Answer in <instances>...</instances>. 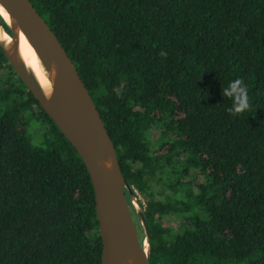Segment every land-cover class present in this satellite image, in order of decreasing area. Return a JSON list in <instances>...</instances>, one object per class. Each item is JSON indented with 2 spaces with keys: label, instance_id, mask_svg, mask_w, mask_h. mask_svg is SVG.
Instances as JSON below:
<instances>
[{
  "label": "trees",
  "instance_id": "trees-1",
  "mask_svg": "<svg viewBox=\"0 0 264 264\" xmlns=\"http://www.w3.org/2000/svg\"><path fill=\"white\" fill-rule=\"evenodd\" d=\"M30 2L144 201L149 264H264V0ZM236 78L249 108L233 115ZM101 255L86 167L0 48V264Z\"/></svg>",
  "mask_w": 264,
  "mask_h": 264
},
{
  "label": "water",
  "instance_id": "water-1",
  "mask_svg": "<svg viewBox=\"0 0 264 264\" xmlns=\"http://www.w3.org/2000/svg\"><path fill=\"white\" fill-rule=\"evenodd\" d=\"M0 6L9 18L0 14V29L7 36L0 39V48L89 174L102 241L101 264H149L150 236L139 199L124 178L115 145L74 62L30 0H0ZM20 34L47 74L50 96L20 56Z\"/></svg>",
  "mask_w": 264,
  "mask_h": 264
},
{
  "label": "bare ground",
  "instance_id": "bare-ground-1",
  "mask_svg": "<svg viewBox=\"0 0 264 264\" xmlns=\"http://www.w3.org/2000/svg\"><path fill=\"white\" fill-rule=\"evenodd\" d=\"M0 14L5 20H9L7 13L4 9L0 6ZM7 38V36L2 32L0 29V39ZM9 42V39H7ZM19 53L23 61L25 62L26 66L33 71L36 78L39 81V84L43 88L46 94L50 96L52 94L51 84L48 80L47 74L44 71L41 63L36 56L34 50L31 48L29 43L27 42L26 38L20 34V41H19Z\"/></svg>",
  "mask_w": 264,
  "mask_h": 264
},
{
  "label": "clouds",
  "instance_id": "clouds-1",
  "mask_svg": "<svg viewBox=\"0 0 264 264\" xmlns=\"http://www.w3.org/2000/svg\"><path fill=\"white\" fill-rule=\"evenodd\" d=\"M224 95L231 99V106L226 109L227 112L236 115L243 113L249 108L247 88L241 81L236 78L228 82L224 88Z\"/></svg>",
  "mask_w": 264,
  "mask_h": 264
},
{
  "label": "rangeland",
  "instance_id": "rangeland-1",
  "mask_svg": "<svg viewBox=\"0 0 264 264\" xmlns=\"http://www.w3.org/2000/svg\"><path fill=\"white\" fill-rule=\"evenodd\" d=\"M138 199L139 200H141L143 203H144V201H143V199L139 196L138 197ZM170 219V222H172V223H177V218L176 217H171V218H169ZM138 221V220H137Z\"/></svg>",
  "mask_w": 264,
  "mask_h": 264
}]
</instances>
